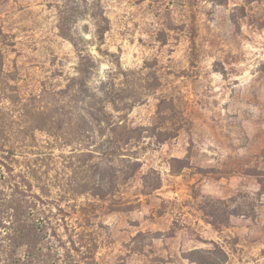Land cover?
<instances>
[{
	"label": "rangeland",
	"instance_id": "rangeland-1",
	"mask_svg": "<svg viewBox=\"0 0 264 264\" xmlns=\"http://www.w3.org/2000/svg\"><path fill=\"white\" fill-rule=\"evenodd\" d=\"M0 29L23 93L75 75L68 33L96 61L97 91L126 96L107 105L115 118L156 127L124 152L140 164L118 181L122 210L77 198L98 207L101 264H199L202 250L264 264V0H0ZM72 149L54 150L58 166ZM217 200L222 219L235 211L219 227L203 210Z\"/></svg>",
	"mask_w": 264,
	"mask_h": 264
},
{
	"label": "trees",
	"instance_id": "trees-1",
	"mask_svg": "<svg viewBox=\"0 0 264 264\" xmlns=\"http://www.w3.org/2000/svg\"><path fill=\"white\" fill-rule=\"evenodd\" d=\"M63 34L79 54L75 75L64 88L43 85L38 93L25 94L18 70L6 68L7 35L0 29V264H101L94 221L98 207L77 198L89 194L111 201L116 205L108 207L111 211L122 210L118 181L134 176L140 164L124 152L139 145L145 131L156 129L115 118L107 105L119 111L117 102L126 96L117 98L106 87L97 91L91 80L96 61L73 35ZM68 145L73 147L69 165L58 166L54 150ZM255 170L264 189L263 170ZM214 203L203 207L204 214L214 226L227 224L235 211L222 219L221 205L227 202ZM197 253L203 258L199 264H216L217 252Z\"/></svg>",
	"mask_w": 264,
	"mask_h": 264
}]
</instances>
